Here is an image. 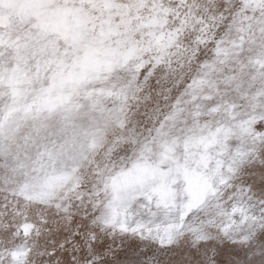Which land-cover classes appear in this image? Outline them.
<instances>
[{
	"label": "snow or ice",
	"instance_id": "6c2138e0",
	"mask_svg": "<svg viewBox=\"0 0 264 264\" xmlns=\"http://www.w3.org/2000/svg\"><path fill=\"white\" fill-rule=\"evenodd\" d=\"M0 264H264V0H0Z\"/></svg>",
	"mask_w": 264,
	"mask_h": 264
}]
</instances>
